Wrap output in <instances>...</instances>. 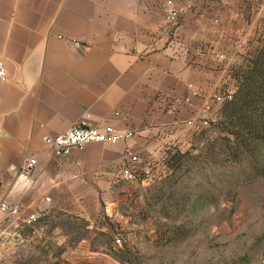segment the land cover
<instances>
[{
  "label": "crops",
  "instance_id": "crops-1",
  "mask_svg": "<svg viewBox=\"0 0 264 264\" xmlns=\"http://www.w3.org/2000/svg\"><path fill=\"white\" fill-rule=\"evenodd\" d=\"M252 25L238 0H0V203L19 206L0 209V238L28 240L34 212L82 215L119 201L135 182L120 174L126 149L148 169L187 142L189 121L219 104L229 64L252 46ZM82 117L134 134L56 155L44 137ZM60 248L41 264L76 262L67 255L80 247Z\"/></svg>",
  "mask_w": 264,
  "mask_h": 264
},
{
  "label": "rangeland",
  "instance_id": "rangeland-1",
  "mask_svg": "<svg viewBox=\"0 0 264 264\" xmlns=\"http://www.w3.org/2000/svg\"><path fill=\"white\" fill-rule=\"evenodd\" d=\"M238 3L253 22V47L264 0ZM245 54L229 64L219 104L191 124L187 142L169 144L119 201L82 215L50 211L25 228L28 240L0 238V264H41L66 245L80 248L67 255L76 262L61 264H264V142L236 154L229 131H244L222 110Z\"/></svg>",
  "mask_w": 264,
  "mask_h": 264
},
{
  "label": "trees",
  "instance_id": "trees-1",
  "mask_svg": "<svg viewBox=\"0 0 264 264\" xmlns=\"http://www.w3.org/2000/svg\"><path fill=\"white\" fill-rule=\"evenodd\" d=\"M233 75L235 89L227 94L222 110L227 120L238 123L244 131L243 135L240 130L229 131L237 136L235 152L240 154L241 149L264 142V34L246 52L245 64Z\"/></svg>",
  "mask_w": 264,
  "mask_h": 264
},
{
  "label": "built area",
  "instance_id": "built-area-1",
  "mask_svg": "<svg viewBox=\"0 0 264 264\" xmlns=\"http://www.w3.org/2000/svg\"><path fill=\"white\" fill-rule=\"evenodd\" d=\"M186 1L189 2L192 0ZM166 17L172 26L178 24L179 9L171 5L166 9ZM7 74L6 62L0 58V85L6 80ZM210 107V105H207L205 110L210 109ZM189 124H193L192 121H189ZM133 134L134 132L132 130L122 133L110 125L103 127L96 126L90 123L87 117H82L68 129L45 136L44 142L53 149L56 155H66L73 149L83 148L90 143H112L120 139H128ZM125 154L126 160L120 171L121 177L130 181L140 180L142 173L146 170L145 164L147 160L142 155L132 153L129 148L126 149ZM34 164V159L25 158L20 170L25 174H29L33 171ZM47 200H50V197H47ZM0 209L17 213L19 206H10L7 201H2L0 203ZM40 217L41 214L39 212H34L28 217V222H37Z\"/></svg>",
  "mask_w": 264,
  "mask_h": 264
}]
</instances>
